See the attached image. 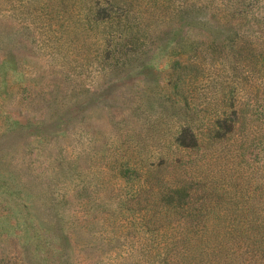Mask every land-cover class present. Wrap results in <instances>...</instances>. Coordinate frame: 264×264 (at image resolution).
<instances>
[{
  "label": "rangeland",
  "instance_id": "obj_1",
  "mask_svg": "<svg viewBox=\"0 0 264 264\" xmlns=\"http://www.w3.org/2000/svg\"><path fill=\"white\" fill-rule=\"evenodd\" d=\"M204 1L0 0V264H142L169 232L143 201L148 165L232 171L212 136L234 58ZM218 191L200 243L215 252L234 206Z\"/></svg>",
  "mask_w": 264,
  "mask_h": 264
},
{
  "label": "trees",
  "instance_id": "obj_2",
  "mask_svg": "<svg viewBox=\"0 0 264 264\" xmlns=\"http://www.w3.org/2000/svg\"><path fill=\"white\" fill-rule=\"evenodd\" d=\"M204 2L201 7L211 12L204 21L226 29L234 58L230 72L235 91L230 100L220 102L212 136L220 143V153L227 149L232 171L203 175L201 183L192 176L195 163L187 165L181 157L148 165L143 201L152 198L151 217L155 224L166 222L169 232L151 231V244L141 253L142 264H264V0ZM198 148L192 130L181 129L176 151L188 157ZM216 182L219 191L212 187ZM223 189L234 206L223 217L227 224L222 235L227 237L215 252L200 243L206 241L214 208L221 202L213 200L216 191L222 194Z\"/></svg>",
  "mask_w": 264,
  "mask_h": 264
}]
</instances>
